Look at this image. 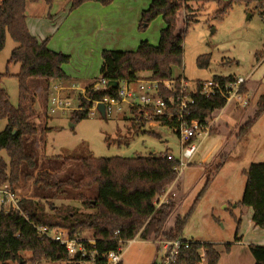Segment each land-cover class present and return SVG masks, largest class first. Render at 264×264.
Masks as SVG:
<instances>
[{
  "label": "trees",
  "instance_id": "obj_1",
  "mask_svg": "<svg viewBox=\"0 0 264 264\" xmlns=\"http://www.w3.org/2000/svg\"><path fill=\"white\" fill-rule=\"evenodd\" d=\"M40 0H0V51L4 48L9 35L18 45L12 49L8 64L18 63L19 71L15 75L19 81V102L13 106L6 90L2 86L4 75L0 73V121L6 120L5 128L0 131V150L6 152L7 159L0 155V186L14 187L21 180L24 167L33 170L37 167V158L33 152L26 149L27 143L37 135L45 149V134L48 126H41L38 122L41 114L48 119V95L52 80H69L63 66L70 60V56L56 52L48 47V40H40L31 33L27 24V5ZM88 1H96L104 6L114 0H70V11ZM249 5L256 3L264 5V0H237ZM52 4L53 0H45ZM200 3L201 11L204 4L215 2L216 10L210 13L211 19H222L231 7L232 2L224 0H150L149 6L141 12L139 29H145L152 20L162 16L165 26L160 30L157 44L147 40L139 43L135 50H110L101 52L102 65L99 77L85 88V93L72 94L79 101L84 110L72 113V123L88 117L87 108L91 101L102 100L107 96H115L117 88L106 89L105 86L94 88L99 80L107 82L115 80H133L144 77L165 81L172 79L174 70L182 67L183 45L189 28L196 22L197 15L190 3ZM185 9L184 26L178 28L179 12ZM192 11V12H191ZM211 55L198 57L200 68L210 65ZM214 78L227 80L234 75ZM200 81V80H199ZM247 89V88H246ZM245 89V90H246ZM41 99L42 109L36 107ZM252 102V101H251ZM253 120L242 126L238 138L245 134L252 126L254 119L264 111V95L260 96ZM225 106L222 98L198 99L195 116L204 119L212 116ZM250 106V105H249ZM161 125L168 126L166 121L158 120ZM143 124L148 121L144 120ZM170 126V125H169ZM169 152L164 156H157L155 151L147 155L112 157H65L63 164L69 161H79L81 176L57 179L49 170L38 171L35 175L37 188L61 195L67 190L82 191L95 190L96 194L89 197L80 193L83 205L93 213L81 216L73 212L69 205H63L59 210H65L56 215L47 214L45 205L36 196L22 197L19 206L21 210L0 211V264H28L21 256V252H30L31 261L48 259L67 264H80L78 256L71 258L65 248L52 240L38 238L31 222L44 224L49 227L68 228L75 236L80 230L91 229L96 245L93 247L84 241L86 248L99 254L118 251L122 244L120 240H131L140 237L149 239L181 238L183 229L190 217L195 203L206 189L208 180L202 192L196 198L188 213L177 216L171 229L164 228L170 215L178 207V199L156 207L155 201L163 187L173 182L177 177L178 160ZM223 161L216 165L219 171ZM243 173L247 180L242 199L236 206H247L253 210V223L264 229V163H252ZM238 232V227H237ZM236 241H240L236 233ZM203 244V245H202ZM231 244L226 245L230 249ZM204 247L205 258L203 264H217L220 252L211 242L195 241L182 252L183 262L186 264H200L202 258L200 249ZM249 251L254 258V264H264V244L251 243ZM99 258V257H98ZM101 263L100 258L97 260ZM122 264V262L120 263ZM152 264H155L152 263Z\"/></svg>",
  "mask_w": 264,
  "mask_h": 264
},
{
  "label": "rangeland",
  "instance_id": "obj_2",
  "mask_svg": "<svg viewBox=\"0 0 264 264\" xmlns=\"http://www.w3.org/2000/svg\"><path fill=\"white\" fill-rule=\"evenodd\" d=\"M70 0H53V3H44L40 0L29 3L27 6L28 28L40 36H48L54 33L53 27L57 20L61 22L70 12ZM60 2V3H58ZM64 4L59 12V6ZM136 6H148L149 0H136ZM190 3L193 12L197 15L196 22L189 28V32L183 45V64L174 70V76L184 74L191 82L208 80L214 75L219 76H249L250 84L255 89L253 100L249 107L234 109L230 104L220 111H216L210 118L213 120L211 132L205 137L199 146L198 152L190 161V164L178 173L175 180L163 187L155 203L157 208L172 199H178L177 209L170 215L164 228L171 229L177 216H185L198 195L204 189L208 180H211L199 200L195 203L193 211L183 229L181 238L185 240L211 241L220 252L217 264H254L247 242L264 243V229L250 227L247 206H236L243 196L247 176L243 173L252 163H264V111L253 121L248 131L238 138L241 128L248 121L253 120V115L258 107L261 95H264V5L256 3L245 4L242 1L233 0L231 7L222 19H211L210 13L217 9L215 2L203 5ZM50 6V7H49ZM73 11V10H72ZM185 9L179 12L178 30L184 26ZM49 15V16H48ZM51 15V17H50ZM162 16H158L145 29L137 28L143 34L149 35L158 43ZM163 22V26H165ZM62 30V29H61ZM152 41V40H151ZM18 44L8 35L4 48L0 51V73L7 71L10 75H4L2 86L6 90L13 106L19 102V81L15 76L19 71L18 63L8 64L11 51ZM210 54V65L200 68L197 63L199 56ZM72 53L70 60L63 68L71 73L72 79L78 84L84 83L83 76L76 78L77 74L85 73L93 79L99 76L101 52L85 59ZM149 73H144L145 77ZM88 76H85V80ZM41 99L36 107L42 109ZM74 104L77 100L72 98ZM71 118V117H70ZM38 122L41 126H48L45 134V149L33 139L26 149L33 152L37 158V167L33 170L23 169L19 188L22 197L36 196L45 205L47 214L56 215L65 210H59L63 205H69L73 212L84 216L93 213L94 210L86 208L80 198V191L67 190L61 195L39 189L35 185V175L44 167H49L57 179L67 177L78 178L81 176L79 161H69L63 164L65 157H112L116 155L134 156L147 155L152 151L156 154L172 153L180 156V139L178 135L167 126L138 122L129 112L114 113L111 118H105L100 113L88 116L79 122H74L56 112L53 117L46 118L41 114ZM6 120L0 121V131L6 126ZM197 142L196 144H198ZM39 145V147H38ZM37 148V150H36ZM0 155L5 157L6 152L0 150ZM206 158L204 161L203 159ZM224 162L219 171L216 165ZM18 189V188H17ZM85 195L95 196V190H86ZM158 201V202H157ZM253 221V220H252ZM238 227V232H237ZM236 233L243 240L242 244L236 241ZM75 237L82 240H94L91 229H83L76 233ZM160 239L143 240L136 238L132 243L123 246V264H151L157 261L160 253L157 251L156 242ZM248 243V244H249ZM230 249H226V245ZM28 264H67L48 259L31 261L30 252H21ZM153 262V263H154ZM201 260L200 264H203ZM11 264H18L12 262Z\"/></svg>",
  "mask_w": 264,
  "mask_h": 264
},
{
  "label": "built area",
  "instance_id": "obj_3",
  "mask_svg": "<svg viewBox=\"0 0 264 264\" xmlns=\"http://www.w3.org/2000/svg\"><path fill=\"white\" fill-rule=\"evenodd\" d=\"M249 76H236L232 79L222 80L210 78L208 80L189 81L184 74L172 79L159 81L148 77L133 80H124L118 83V92L115 96H107L102 100L91 101L87 108L88 116L100 113L99 104L105 107V117L111 118L114 113L133 114L138 122L148 121L149 125L159 124L158 120H164L167 127L175 132L180 139V156L176 157L178 166L176 171H182L190 164V161L198 152L199 146L205 137L211 132L213 120L207 116L203 120L195 116L198 99L222 98L225 100L223 110L230 104L234 109L247 108L251 104V96L248 90ZM107 81L99 80L94 88L105 86ZM247 88V89H246ZM60 87H55L51 92L47 115L53 117L56 112L72 114L75 111L84 110L79 101L74 104L69 97L60 93ZM246 89V90H245ZM85 91L81 94L84 95ZM170 125V126H169ZM199 142L198 144H196ZM169 152V158H172ZM164 156V154H157ZM22 196L11 186H0V211L21 210L19 202ZM165 200H159L164 203ZM156 207H157V203ZM36 230L38 238L52 240L62 245L69 257L76 258L80 264H120L123 260V246L132 243L135 239L120 240L122 247L118 251H109L99 254L97 251L86 248L84 241L72 236L68 228L49 227L44 224L31 222ZM91 246L96 245L95 240H85ZM196 240L182 238L160 239L156 242L160 256L155 264H186L183 262L182 252L190 247ZM204 243V241H200ZM203 245V244H202ZM202 260L205 258V249H200ZM100 258L101 263H98Z\"/></svg>",
  "mask_w": 264,
  "mask_h": 264
},
{
  "label": "crops",
  "instance_id": "obj_4",
  "mask_svg": "<svg viewBox=\"0 0 264 264\" xmlns=\"http://www.w3.org/2000/svg\"><path fill=\"white\" fill-rule=\"evenodd\" d=\"M68 4H70V2H68ZM135 5H137L136 0H114L111 4L106 6L96 1H88L83 3L73 11H70L61 22L57 20L56 25L53 27L55 31L52 35H48L46 37L40 35L37 36L31 30L30 31L40 40L47 39L48 47L51 50L62 52L69 56L75 52L85 59H89L92 55H95L98 52H102L105 49L121 51L135 50L138 47L139 43L143 40H147L152 44H157L155 43L156 41L154 39H149V35L143 34L137 28L141 17V12L149 5L136 7ZM63 8L64 4H61L59 6V12L60 10H63ZM162 23L160 26L163 28L164 26ZM79 58L80 57L78 56V59ZM101 65L102 57L99 66V75ZM64 70L70 79L67 81L55 79L50 82L48 105L51 92L55 87H60L61 95L64 97H69L72 100V98H75L72 96V94L84 92L85 88L88 85L92 84L99 77H93L92 79L89 77H92V75H86L85 73H83L82 75L77 74V76H75L76 78L80 79L81 76H83V80L85 81L84 83L80 82V84H78L76 80L72 79V77L74 76H72L71 73H68L65 68ZM85 76H88V81L85 80ZM249 82L250 80L248 81V90L252 101L254 95H251V91H253V93L255 94L256 87L253 88V85H251ZM63 115L70 119L72 114L63 113ZM33 140L39 144V139L37 140V136L34 137ZM205 159L206 158H204L203 161ZM24 169L27 168L24 167ZM45 169L49 170L53 174L51 168L44 167L42 170ZM18 184L13 188L22 196L23 193L21 192ZM85 191L86 190H82L80 192L84 193ZM247 211V214L249 216L248 220L250 222L249 226L251 228L255 227V229H261L260 227L255 226L252 221L253 210L251 209ZM237 242L238 244H242L243 240L240 239V241ZM248 243L249 242L246 243L247 246L251 244ZM257 244L264 243L257 242Z\"/></svg>",
  "mask_w": 264,
  "mask_h": 264
},
{
  "label": "water",
  "instance_id": "obj_5",
  "mask_svg": "<svg viewBox=\"0 0 264 264\" xmlns=\"http://www.w3.org/2000/svg\"><path fill=\"white\" fill-rule=\"evenodd\" d=\"M224 1L227 2V3H230L233 0H224ZM118 83H119L118 81L111 80V81L107 82L106 89L108 90V89H111V88H117L118 87ZM98 109L100 110L101 115L103 117H105V107H104V105L103 104H99Z\"/></svg>",
  "mask_w": 264,
  "mask_h": 264
}]
</instances>
